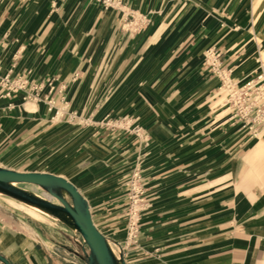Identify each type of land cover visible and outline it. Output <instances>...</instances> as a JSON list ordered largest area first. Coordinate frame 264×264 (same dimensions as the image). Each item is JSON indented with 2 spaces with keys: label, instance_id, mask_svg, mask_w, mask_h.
I'll return each instance as SVG.
<instances>
[{
  "label": "crops",
  "instance_id": "obj_1",
  "mask_svg": "<svg viewBox=\"0 0 264 264\" xmlns=\"http://www.w3.org/2000/svg\"><path fill=\"white\" fill-rule=\"evenodd\" d=\"M105 1L0 0V79L26 82L0 84V167L74 184L127 264H264V125L218 98L264 75V0ZM136 168L148 209L129 242ZM9 206L11 264H88L78 234Z\"/></svg>",
  "mask_w": 264,
  "mask_h": 264
},
{
  "label": "water",
  "instance_id": "obj_2",
  "mask_svg": "<svg viewBox=\"0 0 264 264\" xmlns=\"http://www.w3.org/2000/svg\"><path fill=\"white\" fill-rule=\"evenodd\" d=\"M36 187L41 194L27 188ZM0 196L55 219L81 236L88 264H127L119 243L95 225L88 201L63 177L49 173H22L0 167ZM3 264H11L0 254Z\"/></svg>",
  "mask_w": 264,
  "mask_h": 264
},
{
  "label": "built area",
  "instance_id": "obj_3",
  "mask_svg": "<svg viewBox=\"0 0 264 264\" xmlns=\"http://www.w3.org/2000/svg\"><path fill=\"white\" fill-rule=\"evenodd\" d=\"M105 3L106 5H110L111 1L106 0ZM207 57L210 65L215 68L219 55L209 52ZM0 84L7 90V97L13 92L24 89L26 86L25 81H13L9 77L1 78ZM222 91H226L224 103L231 115V119L241 128L255 131L259 126L264 125L263 74L256 76L240 87H237L226 79L223 83ZM50 104L49 111L52 112L54 106L52 103ZM126 190L129 200V215L127 219L128 240L129 242H133L138 234L141 215L148 209L146 182L139 168L133 171Z\"/></svg>",
  "mask_w": 264,
  "mask_h": 264
},
{
  "label": "rangeland",
  "instance_id": "obj_4",
  "mask_svg": "<svg viewBox=\"0 0 264 264\" xmlns=\"http://www.w3.org/2000/svg\"><path fill=\"white\" fill-rule=\"evenodd\" d=\"M258 70H259V73L261 74V70H260V69H258ZM261 83H263V82H261ZM258 85H261V84H258ZM225 95H226V91H222L221 95H220L218 98H219L220 105H221L223 108L226 109V107H225V103H224L225 98H226ZM259 127H262V125L259 126ZM259 127H258V128H259ZM261 135H262V134H261ZM261 135H260V133L258 132V137H260ZM27 188L30 189V190H32V191H35L36 193L41 194V191H40L39 189H37L36 187L27 186ZM8 200H9L8 198L3 197V196H0V201H1V202H3V203H8V204L10 205L9 207H11L13 210H16V211L19 212L18 208L15 207V206H14L12 203H10ZM21 211H22V210H21ZM43 216H44V215H43ZM45 217H46V216H45ZM79 236H80V235H79ZM80 237H81V236H80ZM81 239H82V238H81ZM82 241H83V240H82Z\"/></svg>",
  "mask_w": 264,
  "mask_h": 264
},
{
  "label": "bare ground",
  "instance_id": "obj_5",
  "mask_svg": "<svg viewBox=\"0 0 264 264\" xmlns=\"http://www.w3.org/2000/svg\"><path fill=\"white\" fill-rule=\"evenodd\" d=\"M10 203H12L15 207H17L18 209L24 211L25 213H27L28 215H30L31 217L37 219V220H40V221H47V219L42 215L40 214L39 212L29 208V207H26L14 200H11L9 199L8 200Z\"/></svg>",
  "mask_w": 264,
  "mask_h": 264
}]
</instances>
